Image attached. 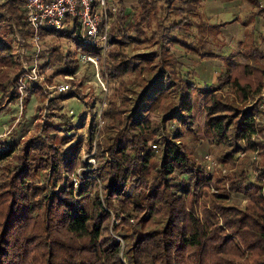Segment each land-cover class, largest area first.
Returning <instances> with one entry per match:
<instances>
[{"label":"trees","instance_id":"obj_1","mask_svg":"<svg viewBox=\"0 0 264 264\" xmlns=\"http://www.w3.org/2000/svg\"><path fill=\"white\" fill-rule=\"evenodd\" d=\"M25 1L0 0V111L5 98L16 102L19 96L13 44L17 34L27 40L32 33ZM246 1L264 27V0ZM157 3L135 0L127 9L124 0H117L107 6L103 52L100 41L79 38L74 22L62 30H39L37 40L48 34L73 41L71 52L61 53L55 42L38 49L47 60L62 61L55 75L69 78L79 57L93 56L101 78L115 83L99 110L100 128L87 126L85 137L68 133L75 126L56 110L65 97H81L66 89L48 98L49 116L39 131L18 142L0 140V264H122L120 252L127 264H264V108L257 102L243 110L238 105L259 91L264 68L227 62L215 84L197 85L162 39L168 27L185 29L198 12L181 10V20L164 27L157 19L152 26L162 8ZM154 37L158 44L152 50L125 49ZM247 55L256 61L264 50L249 49ZM130 75L138 87L125 79ZM23 90L21 109L29 101L26 83ZM33 92L42 94L38 85ZM198 92L204 94L203 128L211 144L220 147L219 160L247 150L258 154L252 179L244 172L226 179L230 190L246 198L242 206L228 201L219 185L223 181L207 173L182 144L179 124L193 129ZM152 111L159 119L138 129ZM83 146L93 150L94 164L80 157ZM198 190L200 217L192 213ZM111 217L117 223L109 231Z\"/></svg>","mask_w":264,"mask_h":264},{"label":"rangeland","instance_id":"obj_2","mask_svg":"<svg viewBox=\"0 0 264 264\" xmlns=\"http://www.w3.org/2000/svg\"><path fill=\"white\" fill-rule=\"evenodd\" d=\"M116 1L106 0V4L115 6ZM124 1L127 9H129L128 6L135 2V0ZM158 3L162 8L156 11L153 20H151L152 26L157 24V19H160L164 27L181 20L183 16L181 10L184 12L196 10L198 12V15L190 16L191 22L185 29L180 30L173 26L168 27L170 29L165 30L162 39V44L166 45L165 49L170 51L175 59L183 65V72H190L191 80H194L197 85L208 86L215 84L217 75L224 71L225 63L227 62L241 63L248 61L264 68L263 56H259L256 61H253L247 55L249 49L259 48L264 50V40L262 39L264 27L262 18L253 11V7L246 0H169L167 3L166 0H158ZM15 40L17 41L13 44L14 54L17 55L19 62V71L16 75L20 73L18 78V83H20L19 96L16 102H8L7 98H5L1 105L0 140L5 142L9 138H13L18 142L23 137L39 131V126L49 116L46 113L49 111L45 108L48 98L56 96L59 92L66 89H75L81 96L79 99L75 96L65 97L64 100L59 102V106L56 109L66 114L67 120L75 126L67 130V132L81 134V136L85 137L87 126L97 131L102 121L99 110L103 107L104 96L109 93L111 84L115 83V79L106 82L98 73L99 68L96 61L89 64L81 57L78 59L76 70L72 76L66 78L64 75H55L54 69L58 68L62 61L58 63L52 59L47 60L44 57L46 55L45 52L39 53L37 51L38 49H45L51 42H55L59 45L61 53L65 51L71 52L73 41L70 39L47 34L40 37L35 45L29 38L24 40L17 34ZM186 43L195 47L196 51L190 50ZM157 44L158 41L154 37L142 42L137 47L129 45L125 49L130 53H136L137 51L152 50L157 47ZM36 48L37 50H34ZM199 51H207L211 55L203 56ZM39 54L42 57H39ZM78 54L80 53L77 52V56ZM125 79L133 83L132 87H138L134 75L125 76ZM24 83L29 86L30 94L29 101L21 109L20 97L24 95ZM34 85L40 87L41 96L33 92ZM259 92L260 89L256 94L247 96L243 101H239V108L243 110L245 106L255 102L259 104V100H261ZM203 98L204 94L198 92L193 103L191 112L193 129L179 124L182 131V144L192 151L196 160L204 165L207 173L214 177L216 175L221 179V182L223 181V184L219 185L221 188H226L224 190L228 201L242 206L246 198L240 193L230 190L227 187L226 179L239 177L243 172L246 179H252L255 173V165L259 159L258 154L255 150H247L234 154L229 160H219L220 147L211 144L210 138H208L203 128ZM259 107L264 108V104ZM158 119L159 116L156 111L149 112L146 118L139 123L138 129L142 128L144 124H148V122L153 124ZM52 121H56V117H52ZM96 134L97 132H95L93 139H95ZM61 146L65 149L67 142ZM156 148L153 152L156 151ZM92 152L93 150L86 152L85 146H83L80 150V157H87V162L94 164V159L91 157ZM78 168L75 170V175L79 173ZM44 176L39 178V180H42ZM215 190L214 187H209L210 192ZM200 193L201 191L198 190V193L192 196V213L197 217L201 215ZM115 219L114 217L110 218L109 231L113 223H117ZM116 237L123 246L122 239L118 236ZM123 255L120 252L119 258L122 264H127Z\"/></svg>","mask_w":264,"mask_h":264},{"label":"built area","instance_id":"obj_3","mask_svg":"<svg viewBox=\"0 0 264 264\" xmlns=\"http://www.w3.org/2000/svg\"><path fill=\"white\" fill-rule=\"evenodd\" d=\"M107 6L106 0H26L25 21L32 28L29 39L36 45L39 30H62L74 22L79 38L89 43L100 41L103 51L107 45ZM82 58L92 63L96 61L93 56ZM259 97L261 100L258 106H263L264 84L260 88Z\"/></svg>","mask_w":264,"mask_h":264}]
</instances>
